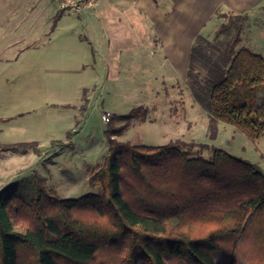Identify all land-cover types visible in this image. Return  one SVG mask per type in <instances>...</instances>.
I'll return each instance as SVG.
<instances>
[{
  "label": "trees",
  "instance_id": "16d2710c",
  "mask_svg": "<svg viewBox=\"0 0 264 264\" xmlns=\"http://www.w3.org/2000/svg\"><path fill=\"white\" fill-rule=\"evenodd\" d=\"M218 16L215 43L193 40L190 88L211 138L220 122L255 140L264 133V58L239 47L247 12ZM131 116H108L107 155L88 178L95 192L61 199L38 174L0 189V264H264L260 168L218 148L205 160L186 144L119 141L125 126L114 123Z\"/></svg>",
  "mask_w": 264,
  "mask_h": 264
},
{
  "label": "rangeland",
  "instance_id": "374dc122",
  "mask_svg": "<svg viewBox=\"0 0 264 264\" xmlns=\"http://www.w3.org/2000/svg\"><path fill=\"white\" fill-rule=\"evenodd\" d=\"M51 1L0 0V189L38 174L61 199L95 192L88 178L107 155L104 118L131 114L114 123L125 126L119 141L186 144L205 160L218 148L264 174V133L253 140L219 122L211 138L210 117L194 99L187 73L184 80L149 55L145 63H122L119 79L106 80L101 68L91 70L93 47L82 39L77 13L58 22ZM257 3L244 11L248 18L239 47L264 58V0ZM222 8L235 11L227 4L214 8L199 33L214 43L225 21L218 16L226 13ZM263 92L264 85L257 91L258 106ZM22 143L35 146L2 148Z\"/></svg>",
  "mask_w": 264,
  "mask_h": 264
},
{
  "label": "crops",
  "instance_id": "0c3cea01",
  "mask_svg": "<svg viewBox=\"0 0 264 264\" xmlns=\"http://www.w3.org/2000/svg\"><path fill=\"white\" fill-rule=\"evenodd\" d=\"M259 1L97 0L95 6L85 11L69 9L60 13L53 0V18L59 22L68 13H77L81 37L93 47L91 70L101 68L106 80H118L122 63H145L146 55L161 62L160 66L168 65L169 71L180 73L185 80L193 40L201 32L209 12L227 4L240 13ZM37 2L47 4L48 0ZM56 28L55 23L52 31Z\"/></svg>",
  "mask_w": 264,
  "mask_h": 264
},
{
  "label": "built area",
  "instance_id": "2783aa9c",
  "mask_svg": "<svg viewBox=\"0 0 264 264\" xmlns=\"http://www.w3.org/2000/svg\"><path fill=\"white\" fill-rule=\"evenodd\" d=\"M59 10L62 9H76L85 11L96 5L97 0H56ZM105 121H108V117L105 116Z\"/></svg>",
  "mask_w": 264,
  "mask_h": 264
}]
</instances>
